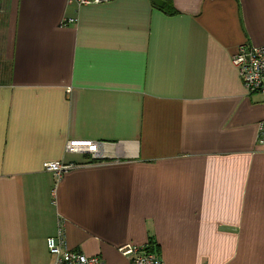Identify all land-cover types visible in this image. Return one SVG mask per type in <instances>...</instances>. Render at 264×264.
<instances>
[{
	"label": "crops",
	"instance_id": "crops-1",
	"mask_svg": "<svg viewBox=\"0 0 264 264\" xmlns=\"http://www.w3.org/2000/svg\"><path fill=\"white\" fill-rule=\"evenodd\" d=\"M163 1L0 0V264H51L59 230L104 264H264V105L231 63L264 0Z\"/></svg>",
	"mask_w": 264,
	"mask_h": 264
},
{
	"label": "built area",
	"instance_id": "built-area-1",
	"mask_svg": "<svg viewBox=\"0 0 264 264\" xmlns=\"http://www.w3.org/2000/svg\"><path fill=\"white\" fill-rule=\"evenodd\" d=\"M109 1L111 0H69V5L79 9L83 6L98 5ZM69 22L73 23L75 20L69 19ZM231 63L247 94H259L264 105V46H239L231 58ZM257 143L264 144V120L257 125ZM65 152L87 154L93 161L106 160L108 157L103 147L95 142H69ZM71 167L72 165L64 163H46L43 166L44 171L52 173L56 179H59L62 173ZM61 237L62 231L59 230L56 238L47 239V250L52 258L51 264H104L98 257H88L81 252L64 249ZM118 252L128 258L131 264H162L156 254L146 252L145 248L125 245L119 248Z\"/></svg>",
	"mask_w": 264,
	"mask_h": 264
},
{
	"label": "trees",
	"instance_id": "trees-1",
	"mask_svg": "<svg viewBox=\"0 0 264 264\" xmlns=\"http://www.w3.org/2000/svg\"><path fill=\"white\" fill-rule=\"evenodd\" d=\"M162 10H163L164 12H166V13H169V14L172 12V11H171V8H170L167 4H165V5L163 6ZM154 248H155V247H153V245H150V246H148L147 249H145V250H146V252L153 253V252H155ZM155 253H156V252H155Z\"/></svg>",
	"mask_w": 264,
	"mask_h": 264
},
{
	"label": "water",
	"instance_id": "water-1",
	"mask_svg": "<svg viewBox=\"0 0 264 264\" xmlns=\"http://www.w3.org/2000/svg\"><path fill=\"white\" fill-rule=\"evenodd\" d=\"M152 2L158 8H162L163 5H164V1L163 0H152Z\"/></svg>",
	"mask_w": 264,
	"mask_h": 264
}]
</instances>
